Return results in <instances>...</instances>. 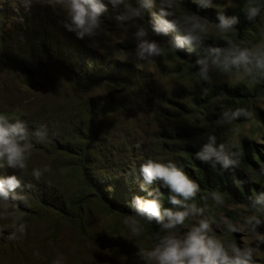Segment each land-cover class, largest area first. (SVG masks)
I'll use <instances>...</instances> for the list:
<instances>
[{"label":"trees","instance_id":"16d2710c","mask_svg":"<svg viewBox=\"0 0 264 264\" xmlns=\"http://www.w3.org/2000/svg\"><path fill=\"white\" fill-rule=\"evenodd\" d=\"M159 0H155L151 11L158 10ZM178 7L185 12L217 22V14L208 12L205 14L201 9L190 6L188 0H180ZM243 6L228 11L226 16L235 15L239 23L235 26L237 31L228 33L230 41L244 46L248 35L262 20L261 14L254 23L245 19L241 11ZM9 7L0 8V72L7 69H15L28 80L39 81L41 93L35 96H26L22 103H31L41 100L36 110L16 114L9 120L20 119L26 123L29 138L33 144L31 154L45 161L46 165L57 171L69 172L71 179L77 182V191L68 194L65 187L59 186L52 180L48 173L41 177L39 183L34 181L30 175L32 167L27 168L21 174L18 170L0 169V175L17 174L18 178L25 183H31L33 188L23 193V202L17 200L12 204L16 211L22 214L27 222L25 236L18 241H8L0 237V264L8 256L16 259L25 256V251L31 242L29 232L36 221H49L54 219V228L57 230L61 223L73 226L78 234L83 233L84 220L89 214V205L97 204L109 214L124 218L131 215L128 202L133 195H145L139 191L138 184L139 166L148 158L159 162L168 160L179 161L185 172L195 180L206 194L218 189L234 202L242 203L248 207L249 196L261 191L263 188L249 184L247 177L236 171L221 172L219 166L214 170L207 163L195 160L192 154L198 148L171 143L164 144L169 158L159 160V154L154 151L149 143L131 136L129 129L119 133L110 127L108 116L119 113L122 105L121 96L139 93L145 97V102L151 106L148 91H150L151 72L140 70L130 64L120 62L102 54L97 49L90 47L85 40H80L67 31L64 27L65 17L59 10H44L36 13L13 14ZM111 7L102 15V25L115 29H124L127 26H119ZM149 12L144 13V26L150 21ZM170 33L168 38L174 36ZM166 43V42H165ZM204 46H226V43L208 39ZM119 48V44L117 45ZM167 52L178 59L187 73L196 77L195 61L203 55L201 50L189 52L187 48L182 51L173 52L166 43ZM52 74H57L79 91H88L94 87H108L110 91L102 94L84 97L80 100L69 101L66 104L44 103V82ZM213 94L224 96L231 104L242 101L247 96L245 86L231 87L219 86ZM169 101V98H166ZM150 101V102H149ZM167 112L172 114L167 110ZM41 126L47 129V139L36 142L31 133ZM161 136L173 139L170 132H162ZM242 149V167L249 173L259 176L257 171L264 167V155L257 149L256 145L243 139L239 144ZM184 155V157H183ZM171 156V157H170ZM245 181L242 187H235L234 180ZM159 187V184L156 185ZM165 207L168 192L166 188H160ZM196 203L200 205L199 195ZM211 206V201L208 202ZM10 221L0 218V226L9 224ZM153 231L161 230L154 223L145 224ZM11 229L3 230L6 236ZM8 252V253H7ZM15 257H12L15 258ZM45 264L44 262H40ZM254 264H264V260H254Z\"/></svg>","mask_w":264,"mask_h":264},{"label":"clouds","instance_id":"9594fccd","mask_svg":"<svg viewBox=\"0 0 264 264\" xmlns=\"http://www.w3.org/2000/svg\"><path fill=\"white\" fill-rule=\"evenodd\" d=\"M198 8L213 7L214 0H192ZM27 7L32 3L51 6L50 0H22ZM65 17L64 27L77 39L92 41L103 23L102 15L111 7L118 12L115 19L119 26L132 22L135 31L134 55L138 61H149L162 55L160 41L153 37L168 38L163 40L173 52L185 48L189 52L201 50L203 55L196 59L195 75L198 82L209 83L213 73L229 75L237 81L247 80L254 85L264 84V44L244 47L225 40L226 34L237 31L239 18L226 16L218 11L217 38L225 40L226 46H204L210 32V22L197 14H179L180 0H159L158 10L151 11L155 0H55ZM232 0H227L226 7H232ZM145 11L150 14L147 27L142 22ZM241 11L245 19L254 23L264 14V0H244ZM264 41V32L259 33ZM207 89L201 90L205 95ZM218 122L232 125L243 118H252V112L244 107L225 108L222 105ZM31 136L36 142L47 139L44 126L35 129ZM29 131L23 120H9L0 115V169L18 170L21 174L27 168L31 149ZM243 153L238 142L224 143L217 141L215 134L208 133L205 142L192 154L193 159L207 163L214 170L219 166L221 172L242 170ZM139 191L145 195H133L128 202L131 215H125L122 223L133 236L140 235L145 224L154 223L161 231L150 234L153 244L150 249L138 248L136 256L143 264H254V252L264 244V234L258 228L264 224V189L249 196V213L242 219L233 221L224 215H216L212 208H224L227 199L223 192L214 189L206 194L180 166L179 161L159 162L145 159L139 166ZM50 172L48 165L33 167L31 177L37 183L41 177ZM264 176V167L257 171ZM234 184L240 188L245 183L235 179ZM159 184V187L156 185ZM33 185L25 183L17 174L0 175V218L10 221L0 226V237L8 241H18L26 234L27 222L16 211L13 201L23 202V193L31 190ZM160 188L168 192L165 207ZM199 195L200 205L196 203ZM211 201V206L209 205ZM11 229L5 236L3 230ZM232 234L247 231L256 238L254 246H237L233 242L221 240L213 231ZM62 257H57L53 264H62Z\"/></svg>","mask_w":264,"mask_h":264},{"label":"rangeland","instance_id":"374dc122","mask_svg":"<svg viewBox=\"0 0 264 264\" xmlns=\"http://www.w3.org/2000/svg\"><path fill=\"white\" fill-rule=\"evenodd\" d=\"M190 6L208 12L218 11L227 15L228 11L244 6V0H232V7H226L227 0H214L213 7L198 8L192 0H188ZM51 6L41 3H32L25 6L22 0H0V8L9 7L13 14L36 13L44 10H59V5L55 0H50ZM178 7V6H177ZM9 9V10H10ZM179 14H185L183 8L178 7ZM211 23L209 37L213 41L226 43L230 40L226 34L225 40L217 38L215 23ZM143 21H137V23ZM135 27L129 22L127 28L115 29L101 25L98 35L86 43L93 48L99 49L102 54L117 59L120 62L135 66L140 70L151 72L148 91L149 100L152 102L148 106L145 97L139 93L132 96H121L122 105L119 113L108 116V122L118 135L119 139L122 130L129 129V134L150 144L155 152L159 154V160L166 158L168 152L162 149L164 144L171 143L184 145L191 148H198L205 142L208 133L215 134L217 141L224 143L238 142L243 139L256 145L257 149L264 155V84L254 85L247 80L237 81L229 75L213 73L211 81L207 84L198 82V77H192L179 62L173 58L166 48L165 39L153 37L160 41L163 49L162 55L154 57L149 61H138L134 55L135 42L132 33ZM264 32V16L255 29L248 35L244 47L257 44H264L260 40L259 33ZM119 44V48L117 45ZM228 85L231 87L245 86L247 96L242 101H235L229 104L224 96L213 94L219 86ZM45 96L44 103L66 104L69 101L80 100L84 97H92L110 91L108 87H94L88 91H79L57 74H52L44 82ZM207 89L205 95H201L202 89ZM39 81L28 80L15 69H7L0 72V115L7 118L16 114L26 113L29 110H36L41 100L31 103H22L24 97L35 96L41 93ZM169 98V101L166 100ZM149 101V102H150ZM235 108L244 107L252 112V118H243L233 122L232 125H224L218 122L220 107ZM173 112L172 114L167 112ZM162 132H170L173 139H166L161 136ZM171 157V156H170ZM184 157V155H183ZM169 158V156L167 157ZM45 161L30 155L27 161L29 167H40L45 165ZM50 167L48 173L50 178L59 186L65 187L68 194L77 191V182L71 179L70 173L57 171ZM242 172L248 179L249 184L264 189V180L251 173L244 167ZM235 187H237L235 185ZM227 206L212 210L216 215H224L233 221L240 220L244 215L250 214L247 206L234 202L226 196ZM123 218L109 214L101 209L97 204L89 205V214L84 220L82 234L66 223H61L57 230L54 228V219L47 221H36L29 232L31 242L25 251V256L16 259L15 256H8L4 259V264H53L57 257H62V264H143L136 256L138 248L148 250L153 241L150 234L157 232L147 228L143 224V231L140 235L133 236L128 228L122 223ZM161 231V230H159ZM258 231L264 234V224ZM213 235L221 240L235 242L237 246H254L255 236L247 231L241 233H220L213 231ZM8 253V252H7ZM12 257H15L12 259ZM254 260H264V244L254 252Z\"/></svg>","mask_w":264,"mask_h":264}]
</instances>
